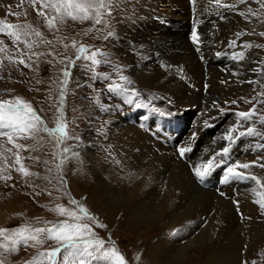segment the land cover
I'll use <instances>...</instances> for the list:
<instances>
[{
    "label": "rangeland",
    "instance_id": "rangeland-1",
    "mask_svg": "<svg viewBox=\"0 0 264 264\" xmlns=\"http://www.w3.org/2000/svg\"><path fill=\"white\" fill-rule=\"evenodd\" d=\"M217 1L203 0L200 7L205 12L224 13L225 18L219 23H226L230 29L241 26L240 22H233L234 19H245L250 11L262 10L264 4V0ZM128 2L132 8L137 5V8H131V13H136L134 11L138 10L139 3H134L135 0H72L73 6L93 5L88 8L92 15L88 11L89 14L79 17L81 11L69 7L68 0L5 1V9L13 7V10L21 13L13 15L14 12L7 11L0 14V21L4 25L13 26L11 29L5 27L0 32V105H3L0 115L18 116L21 122L28 123V128L18 132L6 127V120H0V264H50L52 258L48 254L56 249H60L56 264H65L64 256L68 251L65 249L66 242L54 239L52 231L59 230L65 223L87 225V230L82 229L85 238L103 241V247L93 245L90 249L92 257L77 256L69 264H79L80 259H84L85 264H111V258L104 253L113 247L123 256L125 264H169L165 259L151 256L152 250L163 242L170 246L190 243L185 264H197L200 260L197 256L205 255V239L195 236L205 234L204 223L196 228L193 236H187L182 226L168 220L162 221L155 231L152 229L155 222L143 221L139 231L130 232L131 223L122 224L108 217L109 220V210L107 212L103 201L97 200L95 170L98 171L97 176L108 185L121 186L115 181L119 176L116 168L109 166L113 173H108L100 166L104 163L100 157L102 155L114 159L117 164L122 163L118 158L117 144L115 146V142L108 140L110 128H114V116L120 114L118 120L122 124L131 117L146 123L154 116L160 119L170 110L175 115L172 116L174 124L180 122L181 128L187 131L197 123L194 116L200 114L199 111L193 113L189 109H179L161 95L160 99L158 96L154 98L156 96L151 94L155 93L137 85L128 68H120L118 57L121 56L115 50L116 44L126 45L137 61L146 56L128 37L116 38L108 34L109 29L123 18L117 13L119 8ZM213 2L214 6L211 5ZM206 3H210L209 6ZM95 5L103 6L97 8ZM222 7H225L224 10ZM69 12L73 15H69ZM247 20L244 23L248 24ZM26 22L31 23L30 28L25 27ZM83 22L89 24L88 31L80 38L82 31L79 26ZM211 24L212 21H205V29ZM40 25L43 30L41 36L37 37L36 29ZM239 39V36L229 37L223 49L224 56L221 58L225 60L222 63L227 68L226 59L236 51H242L255 76L251 87L253 95L242 99L238 94L234 98L239 102L230 104L227 101L218 106L217 109H223V112L212 116L206 127L217 130L222 121H227V116L232 118L230 125L234 130L231 136L235 142L231 143L226 156L220 154L222 148L214 158L215 165L223 164L226 169L231 166L233 172L255 180L264 192V148L255 147L256 144L264 145V55H252L250 50L255 49V44L242 46ZM58 41L60 44L56 45ZM92 53H97L95 58ZM19 58L22 60L17 62ZM12 74L22 78L20 83L23 84L18 87L19 90L4 86L12 80ZM110 88L120 91H111ZM132 92L137 95L133 103H128L125 97ZM208 100L213 107L214 96L210 94ZM252 109H255V114L250 119L234 115ZM33 112L40 118L38 121L32 117ZM159 126L161 123L155 124L153 129L144 128L157 133ZM203 126L205 128V124ZM249 129L253 130L251 135H239L247 133ZM84 146L91 150L94 161L89 162L86 158ZM244 163L252 166L248 169L237 167ZM217 172L221 178L223 173L220 170ZM61 208L67 212L62 214ZM69 212L75 213V217L68 215ZM115 213L119 219L122 210L118 209L119 214ZM37 229L43 231L37 232ZM33 236L36 238L32 239ZM245 244L250 246L248 241ZM261 247L264 249V244ZM262 252L259 261H263Z\"/></svg>",
    "mask_w": 264,
    "mask_h": 264
},
{
    "label": "bare ground",
    "instance_id": "bare-ground-1",
    "mask_svg": "<svg viewBox=\"0 0 264 264\" xmlns=\"http://www.w3.org/2000/svg\"><path fill=\"white\" fill-rule=\"evenodd\" d=\"M5 1L0 0V14L7 11L14 12L13 15L21 13L13 10V7L5 9ZM202 1L196 0L197 10L190 9L189 0H135L134 3H139V7L134 14L131 10L137 8V5L132 8L128 2L119 8L117 13L123 18L109 29V36L128 37L137 44L139 52L146 54L144 59L137 61L126 45L116 44L115 50L121 56L118 57L120 68H128L137 85L155 93L151 94L156 96L154 98L158 96L160 99L162 96L179 109H189L193 113L199 111L200 114L194 116L197 123L187 131L181 128L180 122L174 124L170 118L168 126L163 125L157 133L146 130V123L142 124L143 121L135 117L122 124L118 120L120 114L114 116V128H110L108 140L115 142V146L117 144L118 158L122 163L117 164L114 159L102 155L100 157L104 163L100 166L108 173L112 172L109 166L116 168L119 176L115 181L121 186L116 188L108 185L97 176L98 171L95 170L97 200L103 201L107 212L109 210L107 218L121 221L122 224L131 223L128 229L130 232L139 231L143 221L155 222L152 227L155 231L162 221L168 220L182 226L187 236H193L196 228L204 223L205 234L195 235L205 239V255H196L200 259L197 264H264V258L259 261L264 251L261 247L264 244L263 188L253 179L237 176L220 182L218 172L213 171L214 167L203 180L194 172L196 167L206 164L210 159L215 166L214 158L229 142L226 136L233 129L230 116H227V121L220 123L217 130L206 127L212 116L221 112L218 106L227 101L230 104L239 102V99L234 98L238 94L242 99L253 95L251 87L255 76L246 57L239 58L242 51H236L226 59L227 68L221 56L229 37L236 36L240 37L242 46L255 44V49L250 50L252 55H264V4L262 10L250 11L245 19H234L233 22H240L241 26L230 29L226 23H219L225 18L224 13L212 10L205 12L200 7ZM214 2L211 5L214 6ZM88 11L78 16L83 17L89 14ZM197 18L200 19L199 24L191 29L190 21ZM246 20L248 24L244 23ZM205 21H212L213 24L205 29ZM28 22L25 23L26 28L31 26ZM88 25L85 22L80 24L79 28L83 32L80 38L85 36ZM36 30L35 35L41 36V25ZM193 33L198 36L196 42L192 39ZM55 44L60 43L58 41ZM24 51L27 54V50ZM21 60L19 58L16 61ZM11 79L4 84L6 89H18L23 84L20 83L22 78L19 79V75L12 74ZM210 94L214 96L213 107L209 105ZM165 113L175 116L170 110ZM152 118L148 119L147 128L161 122L155 116ZM102 121L107 122L106 119ZM165 127H169L170 131H165ZM160 132L165 133L168 139L158 138ZM181 147L190 150L181 155ZM83 149L89 162L94 161L91 150L86 146ZM118 209L122 210L119 219L115 213H118ZM143 229L142 233L145 232ZM246 241L250 242V246L245 244ZM189 245L183 243L170 246L163 242L151 249V256L165 259L169 264H185Z\"/></svg>",
    "mask_w": 264,
    "mask_h": 264
},
{
    "label": "snow or ice",
    "instance_id": "snow-or-ice-1",
    "mask_svg": "<svg viewBox=\"0 0 264 264\" xmlns=\"http://www.w3.org/2000/svg\"><path fill=\"white\" fill-rule=\"evenodd\" d=\"M35 2V0H34ZM69 7H74L75 9H79L81 12H87L88 8L93 7L92 4H75L74 6L72 5V0H68ZM97 8L101 7L103 5H95ZM242 14V13H241ZM69 15H73L72 12H69ZM73 18H76L73 16ZM98 22V21H97ZM8 28L11 29L13 26L12 25H4V22L0 21V32H3L4 29ZM9 34H14V33H9ZM264 35V34H262ZM192 39L194 42L198 41V36L196 33L192 34ZM234 43V42H233ZM83 51V49H82ZM97 53H92V57L95 58ZM239 58H243L242 54L239 56ZM98 62V61H97ZM67 74V73H66ZM126 79V78H125ZM251 83V81H249ZM111 91H120L119 89H114L110 88ZM127 90H123V92H126ZM137 93L132 92L129 95H127L126 101L128 103H133L134 98L136 97ZM0 107H3V105H0ZM10 107H13L10 105ZM27 107V105H25ZM223 112V109H221ZM255 114V109H252L250 112H240V113H234V115H237L240 118L244 119H250L252 115ZM32 117L35 120H39L40 118L33 112ZM0 120H6L7 123L5 124L6 127H11L15 131L18 132H23L28 128V123L27 122H21L20 118L15 115H0ZM234 129L229 130V134L226 136V139L230 142L229 146H226L223 148L221 155L226 156L230 152V146L231 143H234L235 140L231 136V132ZM252 129H249L247 133H240L239 135H251L252 134ZM9 140H11V136H9ZM255 147L257 149L264 148V145L261 144H256ZM190 149L181 147L179 149V152L181 155H183L185 152L189 151ZM252 165L248 163H244L243 165H237V167H242L244 169H248ZM214 167L213 165V160L210 159L206 164H203L201 166H198L194 169L195 175L203 180L207 173L212 170ZM228 173H233V168L230 166L226 169ZM239 174V173H236ZM62 214H65L67 210L60 209ZM81 211H84L81 209ZM68 215H71L75 217V213H67ZM76 219H79V217H76ZM82 229L87 230V225H80V224H63L59 230H52L54 231L53 238L58 240V241H65V249H68L67 254L64 256V261L65 264H69L70 260H74L77 256L79 257H92L93 253L90 251V249L95 245L96 247H103V241L100 240H91V239H86L85 238V231H82ZM37 232H42L43 229H37ZM32 239H35L36 237H31ZM27 239V238H25ZM60 252V249H56L49 253L48 255L52 258L50 264H56V257L57 254ZM106 257L111 258V264H125L124 258L115 247H113L109 252L104 253ZM79 264H85L84 259L79 260Z\"/></svg>",
    "mask_w": 264,
    "mask_h": 264
}]
</instances>
